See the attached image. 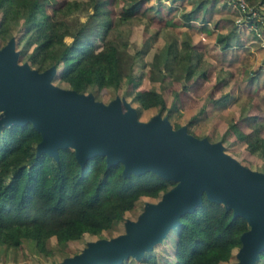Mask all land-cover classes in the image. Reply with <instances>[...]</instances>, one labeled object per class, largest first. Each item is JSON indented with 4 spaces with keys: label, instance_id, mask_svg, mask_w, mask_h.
<instances>
[{
    "label": "trees",
    "instance_id": "16d2710c",
    "mask_svg": "<svg viewBox=\"0 0 264 264\" xmlns=\"http://www.w3.org/2000/svg\"><path fill=\"white\" fill-rule=\"evenodd\" d=\"M222 1L0 0V48L14 38L19 63L39 72L54 66V84L105 104L120 97L140 121L161 114L264 173V21L240 26L238 9ZM253 48L256 64L247 59ZM40 141L32 123L0 132V250L27 264H57L124 234L144 211L142 198L156 203L177 184L152 171L124 176L123 163L108 167L104 156L81 165L71 148L59 149V159L38 155ZM249 229L204 193L162 242L122 264H234Z\"/></svg>",
    "mask_w": 264,
    "mask_h": 264
},
{
    "label": "water",
    "instance_id": "95a60500",
    "mask_svg": "<svg viewBox=\"0 0 264 264\" xmlns=\"http://www.w3.org/2000/svg\"><path fill=\"white\" fill-rule=\"evenodd\" d=\"M12 38L0 48V132L32 123L41 134L37 154L59 159V149L71 148L81 165L104 156L107 166L123 163L124 176L148 171L177 184L156 202H146L126 232L89 242L79 254L57 264H122L140 260L181 225V217L203 203V195L247 219L242 247L234 264H256L264 251V173L254 171L224 151L221 142L197 138L186 126L174 129L168 117L156 114L140 121L128 102L116 97L97 101L52 83L54 66L39 72L19 63Z\"/></svg>",
    "mask_w": 264,
    "mask_h": 264
},
{
    "label": "rangeland",
    "instance_id": "374dc122",
    "mask_svg": "<svg viewBox=\"0 0 264 264\" xmlns=\"http://www.w3.org/2000/svg\"><path fill=\"white\" fill-rule=\"evenodd\" d=\"M223 3H225L224 2V0L222 1ZM239 17V11L237 10V18ZM174 30V29H173ZM168 32V31H167ZM166 32V33H167ZM176 34H178V35H182V36H189L190 34H192V30L191 31H186V30H183V28H178V29H175V31H174ZM151 33H152V43H153V45L154 46H157L158 45V42H160V41H158V38L157 37H155V34H156V30H152L151 31ZM264 40V39H263ZM133 41H135L137 44H139L140 42H141V34L138 32V31H136L134 34H133ZM262 43H263V46H264V42L262 41ZM253 50H254V52H255V49L253 48ZM151 57L152 56H150L149 57V59H151ZM257 57H258V54L255 52L254 54H249V53H247V59H248V61H250V62H252V61H254L255 60V64H256V60H257ZM236 58V57H235ZM244 61V59L242 60V62ZM258 63H259V61L257 62V65H258ZM257 65H256V68H257ZM263 66H264V64H262ZM249 73L250 72H247L246 74H245V77H247V76H249ZM53 83V82H52ZM54 84V83H53ZM54 85H56V84H54ZM56 86H59V85H56ZM60 87V86H59ZM62 88V87H61ZM111 95L114 97L115 95H114V92H112L111 91ZM243 97L241 96V99H242ZM98 101H101V100H98ZM203 125H204V123H202ZM215 140H217V137L215 138ZM230 155V154H229ZM231 156V155H230ZM233 156V155H232ZM231 156V157H232ZM233 158H235V157H233ZM236 160H237V158H235ZM238 161V160H237ZM238 162H240V161H238ZM241 163V162H240ZM242 164V163H241ZM242 165H246L245 163L244 164H242ZM251 169L252 170H256V168L254 167V166H251ZM258 172V171H257ZM145 202H155V200H153V199H150V198H142L141 200H140V202H139V205H138V207L141 209L143 206H144V203ZM132 216L133 217H135L136 216V211L134 210V211H132ZM169 237H170V240L172 239L171 237H172V234H170L169 235ZM170 240H168V242H167V246H173V241L171 242ZM31 245V244H30ZM0 264H27V261L25 262L24 260H23V258H22V255H21V253H19V252H6V251H4V250H0Z\"/></svg>",
    "mask_w": 264,
    "mask_h": 264
},
{
    "label": "built area",
    "instance_id": "2783aa9c",
    "mask_svg": "<svg viewBox=\"0 0 264 264\" xmlns=\"http://www.w3.org/2000/svg\"><path fill=\"white\" fill-rule=\"evenodd\" d=\"M224 2L234 5L238 9L239 17L236 19V23L240 26L245 25L251 19L264 21L263 3L252 5L247 0H224ZM250 29L257 31V27L254 23L251 24Z\"/></svg>",
    "mask_w": 264,
    "mask_h": 264
}]
</instances>
